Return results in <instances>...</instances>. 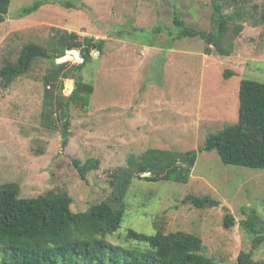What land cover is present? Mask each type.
Wrapping results in <instances>:
<instances>
[{"label":"rangeland","instance_id":"rangeland-1","mask_svg":"<svg viewBox=\"0 0 264 264\" xmlns=\"http://www.w3.org/2000/svg\"><path fill=\"white\" fill-rule=\"evenodd\" d=\"M216 5L215 0H12L0 23V69L30 42L52 53L59 28L106 43L103 53L94 51L91 63L80 72L69 70L64 79L65 95L77 75L94 84L87 111L71 105L66 147L61 127L43 117L44 77L51 62H36L9 87L0 77V184L18 182L23 197L65 189L72 209L83 211L91 202L115 197L116 172L133 155L151 147L197 150L188 183L133 178L124 221L107 238L137 254L150 253L148 243L128 240V231L155 234L162 225L201 236L204 254L218 264H237L243 250H254V258L264 260V243L254 249V236L240 223L256 211L264 224V169L226 164L216 150L201 151L211 134L238 123L241 81L264 82V0H228L221 11ZM177 17L221 36L227 18L224 44L231 53L213 46L208 54L201 36L174 39ZM76 51L69 68L82 63ZM206 112L214 122H206ZM92 158L99 160L98 167L82 176L73 160ZM190 194L211 197L216 204L198 208L184 202ZM228 209L237 219L231 229L223 226ZM11 255L0 246V264Z\"/></svg>","mask_w":264,"mask_h":264},{"label":"trees","instance_id":"trees-1","mask_svg":"<svg viewBox=\"0 0 264 264\" xmlns=\"http://www.w3.org/2000/svg\"><path fill=\"white\" fill-rule=\"evenodd\" d=\"M11 1L0 0V23L6 20ZM227 1L215 0L216 11H221ZM28 11L26 9L25 12ZM175 23L179 30L174 39L201 36L208 43V54L212 53L213 46L221 54L231 53L232 47L227 48L224 44L229 23L227 18L220 25L222 36L188 26L178 17ZM52 37L56 40L53 49L51 48L52 53L45 46L30 42L23 47L16 60L5 59L0 77L4 87H9L16 79L28 74L36 62H51V68L44 77L43 117L49 125L61 127L66 147L71 136V105H78L87 111L94 84L79 75L75 76L74 72L68 79L67 89L71 88L74 76L75 86L71 94L65 95L64 79L69 77V70L78 68L80 72L91 63L95 59L94 51L103 53L106 40L95 36H81L77 32L61 28ZM76 50L80 51L82 63L69 68L68 59L78 56ZM60 57V61L56 62ZM233 74L229 70L226 72L228 77ZM211 150H216L226 164L264 169L263 81L247 78L241 81L238 123L211 134L201 151ZM198 157L197 150L180 152L157 147L147 149L140 156L133 155L129 159V165L120 167L116 172L115 197L91 202L83 211L72 209L73 198L65 189L23 197L18 182L0 184V246L12 251L11 259H5L2 264H218L212 257L204 254L202 237L185 229L167 231L165 226L160 225L155 234H146L130 228L128 240L146 242L153 248L150 253L143 254L126 250L107 238L124 221L125 198L133 178L188 183ZM73 161L82 176L99 165V160L93 158L85 163L78 159ZM184 202L198 208L216 204L211 197L194 194L186 196ZM256 214L255 211L240 222L254 236V249L264 243V224L260 223ZM236 225L237 219L228 209L223 226L231 229ZM237 264H264V260H256L254 250H243Z\"/></svg>","mask_w":264,"mask_h":264},{"label":"crops","instance_id":"crops-1","mask_svg":"<svg viewBox=\"0 0 264 264\" xmlns=\"http://www.w3.org/2000/svg\"><path fill=\"white\" fill-rule=\"evenodd\" d=\"M215 115L218 116L217 113H215ZM206 116H207L206 122H210V123L214 122V121H211L215 118V117H213L214 115H209V112H206Z\"/></svg>","mask_w":264,"mask_h":264}]
</instances>
